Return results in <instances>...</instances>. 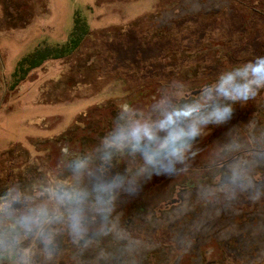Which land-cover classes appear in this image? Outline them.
I'll use <instances>...</instances> for the list:
<instances>
[{
  "label": "rangeland",
  "instance_id": "obj_1",
  "mask_svg": "<svg viewBox=\"0 0 264 264\" xmlns=\"http://www.w3.org/2000/svg\"><path fill=\"white\" fill-rule=\"evenodd\" d=\"M76 11L90 25V46L104 45L101 79L65 89L58 81L72 60L19 70L41 44L68 41ZM157 25L171 35L157 37ZM258 56L264 0H0V264H264V224L240 246L250 262L226 245L239 234L237 217L264 221V156L227 161L253 141L264 148V88L247 102L213 94L232 107L231 119L204 127L171 174H155L140 151L109 145L120 129L155 124L185 104L210 112L205 87ZM117 176L125 184L102 206L96 188ZM73 190L87 194L81 204L57 199ZM77 208L79 237L70 228ZM39 209L47 211L40 229L19 227ZM214 220L232 225L211 238Z\"/></svg>",
  "mask_w": 264,
  "mask_h": 264
},
{
  "label": "clouds",
  "instance_id": "obj_2",
  "mask_svg": "<svg viewBox=\"0 0 264 264\" xmlns=\"http://www.w3.org/2000/svg\"><path fill=\"white\" fill-rule=\"evenodd\" d=\"M264 88V56H258L254 61L233 68L220 74L219 78L211 86H206L201 92L202 101L212 100L213 94L233 102H247L254 99L259 89ZM185 104L167 111L163 118L149 124L147 122H134L127 129H120L109 140L111 147H130L133 151H140L145 164L155 174H171L175 171L176 163H184L185 152L189 143L202 135L204 127L209 124L225 123L231 119L233 109L230 105L217 103L212 100L210 112H205L203 107ZM123 113L130 111L127 105L123 106ZM164 133L160 137L158 133ZM110 159V153L107 154ZM82 161L73 165V171L79 173L83 168ZM124 177L117 176L112 181L97 186V202L102 206L114 199L113 193L123 187ZM134 192V186L127 189ZM57 199L81 204L87 194L80 191H68L56 193ZM81 209H75L70 217V228L75 236L79 237L84 231L80 217ZM110 209H105V212ZM47 216L46 209H39L23 216L19 220V227L26 232L40 229ZM24 264H28L27 259Z\"/></svg>",
  "mask_w": 264,
  "mask_h": 264
},
{
  "label": "trees",
  "instance_id": "obj_3",
  "mask_svg": "<svg viewBox=\"0 0 264 264\" xmlns=\"http://www.w3.org/2000/svg\"><path fill=\"white\" fill-rule=\"evenodd\" d=\"M159 15H156L155 18H157ZM152 18V16L150 17V19ZM148 21V19H146ZM152 20V19H151ZM157 28H154V33H156L155 35L157 37H164L166 35L162 34L163 30H166L167 32H169L167 34V36L171 35V29L168 27H162V25H157ZM107 32V31H106ZM92 31L90 29V25L88 23V20L83 17V15L81 14L80 11H76L75 15H74V21H73V27L72 30L69 34V38L68 41L66 43L63 44H57L55 46H50L47 44H41L36 51L29 55L26 56L25 58H23L19 64H18V69L24 71L25 68L28 69V65L31 67H35V66H39L42 63H44L47 60L50 59H61V60H72L73 66H70V71L68 72L69 76L67 78V80L64 82V80H59L58 83H63L64 88L65 89H69L68 87V83H70V81H75L76 84L73 86H71L72 88H77V84L79 85V83L84 84V86L93 83H97L99 81V79H101V75L99 73L100 71V66H99V61L102 60L103 56H104V52H103V47L104 45H102L101 43H97L94 44L95 47L92 48L91 42H92ZM104 32H101L99 34V36H104ZM166 36V37H167ZM156 37V38H157ZM100 44V45H99ZM261 104L263 105V100L261 101ZM264 107V106H263ZM258 119L260 122H262L261 118L259 117V115H257ZM101 133V132H99ZM97 133V136L103 134H99ZM99 137L96 138V140H93L94 142L98 140ZM253 141V139H251ZM250 140V141H251ZM259 144L258 143H252V146H250V149L248 150H240L237 151V153H235L234 155H231L227 161H229V159H231L233 156L236 155H240L242 156V154L246 153L248 156V161L250 160L251 163L254 162H260V158H256V155H260V156H264V148L257 146ZM245 154V155H246ZM239 156V157H240ZM237 158V156H236ZM87 165H90V161L86 160ZM264 163V162H263ZM262 163V164H263ZM198 180V179H197ZM197 180H193L195 182H192L193 184L196 185H200L201 183H204L206 180L202 179L199 180L197 182ZM213 178L212 180L208 181V184H212L213 182ZM181 202V199L179 200ZM263 209V207H262ZM262 216V215H261ZM263 216L261 217V221H259V217H246L244 215H241L239 217H237L236 220V226L238 228V235L234 238V239H229L226 241V245H229L230 248L232 246L231 249H238L241 250L240 252H238L245 260V262H250L251 260V256H246L247 255V251L244 250L245 252H243V249L240 248L241 244H243V242L247 241L248 238H253L251 234L248 235V229H252V228H258L260 225L264 224V221L262 220ZM222 222H217L216 220H214V225L211 226L212 228H209L210 230H212L210 237L211 238H215V236H217V233L220 232H215L216 230H226L227 232V227H229L232 224H224ZM239 226V227H238ZM260 228V227H259ZM250 232V231H249ZM191 234V233H190ZM199 236H201V238H197L196 241L200 240H204V236H202L201 234H198ZM215 235V236H214ZM199 242V241H198ZM236 244V245H235ZM239 244V245H238ZM228 246V248H229ZM237 246V247H236ZM223 248H227V247H223ZM255 251V250H254ZM254 253V252H253ZM252 253V254H253ZM239 255V256H240ZM222 256V255H221ZM220 256V257H221ZM250 257V258H249ZM222 260V258H220ZM220 261V260H219Z\"/></svg>",
  "mask_w": 264,
  "mask_h": 264
}]
</instances>
